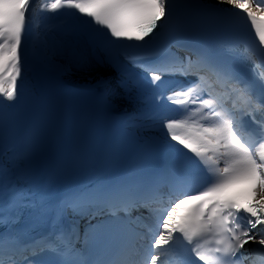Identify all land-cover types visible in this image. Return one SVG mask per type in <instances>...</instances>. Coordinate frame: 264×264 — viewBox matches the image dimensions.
Here are the masks:
<instances>
[{"label":"snow or ice","instance_id":"obj_1","mask_svg":"<svg viewBox=\"0 0 264 264\" xmlns=\"http://www.w3.org/2000/svg\"><path fill=\"white\" fill-rule=\"evenodd\" d=\"M38 12L46 28L49 13L64 26L41 35ZM235 18L247 22L259 67L246 54L239 65L223 60L202 39ZM30 66L58 84L112 70L95 83L125 131L93 154L90 178L65 175L84 146L49 138L39 122L22 146L9 145L8 110L46 103ZM261 68L264 0H0V264H169L173 255L176 264H264ZM193 92L210 127L188 121ZM76 95L62 89L58 99ZM127 128L157 134L129 144ZM241 184L250 203L233 191ZM209 237H219L214 247Z\"/></svg>","mask_w":264,"mask_h":264},{"label":"bare ground","instance_id":"obj_2","mask_svg":"<svg viewBox=\"0 0 264 264\" xmlns=\"http://www.w3.org/2000/svg\"><path fill=\"white\" fill-rule=\"evenodd\" d=\"M40 34L42 35L43 32H40ZM57 63L62 64V63H64V61L58 59ZM255 63L259 64V62L256 59H255ZM97 76H107L109 79H111L113 76V73H112L111 69L101 68L96 73H94L93 76H85L83 74H77V75L71 77V79L75 82H78V83L91 84V83H95ZM143 134L145 136H154L157 134V131L156 130H154V131L145 130V131H143ZM160 139H162L161 132H160Z\"/></svg>","mask_w":264,"mask_h":264}]
</instances>
